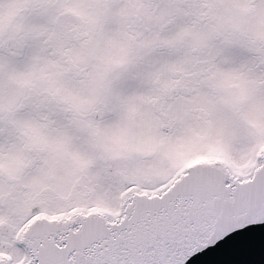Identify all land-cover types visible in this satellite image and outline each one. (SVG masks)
Listing matches in <instances>:
<instances>
[{
    "label": "rangeland",
    "instance_id": "1",
    "mask_svg": "<svg viewBox=\"0 0 264 264\" xmlns=\"http://www.w3.org/2000/svg\"><path fill=\"white\" fill-rule=\"evenodd\" d=\"M248 77L264 82V0H0V252L21 259L27 210L115 213L124 182L189 158L244 169L264 142Z\"/></svg>",
    "mask_w": 264,
    "mask_h": 264
},
{
    "label": "water",
    "instance_id": "2",
    "mask_svg": "<svg viewBox=\"0 0 264 264\" xmlns=\"http://www.w3.org/2000/svg\"><path fill=\"white\" fill-rule=\"evenodd\" d=\"M257 151L244 169L211 154L181 160L158 184L124 182L115 213L96 203L27 210L13 264H264V146Z\"/></svg>",
    "mask_w": 264,
    "mask_h": 264
},
{
    "label": "trees",
    "instance_id": "3",
    "mask_svg": "<svg viewBox=\"0 0 264 264\" xmlns=\"http://www.w3.org/2000/svg\"><path fill=\"white\" fill-rule=\"evenodd\" d=\"M249 79H252L251 80V82L252 83H256L257 81H255L253 78H251V77H248ZM247 78V79H248ZM262 80L264 81V78H262ZM259 82H257V84H258ZM262 82H260L259 84H261ZM264 83V82H263ZM263 83L261 84V86L262 87H264V85H263ZM203 98V97H202ZM219 98H220V103H221V101L223 100L222 98H221V96H219ZM210 100H211V104H212V106H213V108L214 109H217L216 111H218L219 110V108H220V103L217 101V98L216 99H214V98H210ZM207 104H209V102H206L205 103V105H207ZM188 105H191V101L188 103ZM201 104H200V101H199V106H200ZM230 110H232V109H230ZM232 122H233V124H232V127H236L237 129H238V125H239V122L238 121H236V120H234V117L232 118ZM252 127H254L253 125H252ZM251 127V129H250V131H249V133H247L248 134V137H247V135L246 136H244V137H241L240 139H246V140H248V142H247V144H246V146H249L250 144H252L251 146H255L254 145V143H256V142H258V143H260L261 142V136H260V133L257 131H255V130H253V128ZM264 143H262V144H260L259 146H257V147H255V148H260L262 145H263ZM258 152V151H257Z\"/></svg>",
    "mask_w": 264,
    "mask_h": 264
},
{
    "label": "flooded vegetation",
    "instance_id": "4",
    "mask_svg": "<svg viewBox=\"0 0 264 264\" xmlns=\"http://www.w3.org/2000/svg\"><path fill=\"white\" fill-rule=\"evenodd\" d=\"M65 127H70V125H66ZM64 127V128H65ZM9 159H0V175L3 176L4 178H7L6 181H2V184L7 186L8 184V172H9ZM3 253V252H0Z\"/></svg>",
    "mask_w": 264,
    "mask_h": 264
}]
</instances>
